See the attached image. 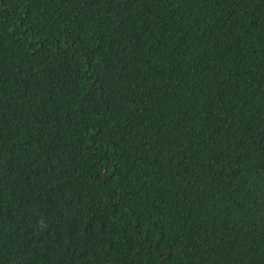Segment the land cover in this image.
Masks as SVG:
<instances>
[{"label":"trees","instance_id":"16d2710c","mask_svg":"<svg viewBox=\"0 0 264 264\" xmlns=\"http://www.w3.org/2000/svg\"><path fill=\"white\" fill-rule=\"evenodd\" d=\"M0 264H264V0H0Z\"/></svg>","mask_w":264,"mask_h":264}]
</instances>
